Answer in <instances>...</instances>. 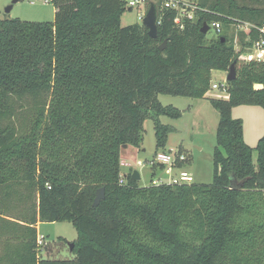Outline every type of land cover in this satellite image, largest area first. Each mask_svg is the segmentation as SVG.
I'll return each mask as SVG.
<instances>
[{
	"label": "trees",
	"instance_id": "1",
	"mask_svg": "<svg viewBox=\"0 0 264 264\" xmlns=\"http://www.w3.org/2000/svg\"><path fill=\"white\" fill-rule=\"evenodd\" d=\"M52 2L51 23L0 19V222L72 223L75 258L39 259L31 229L29 255L0 264H264V136L251 148L232 116L264 109V60L240 59L264 38V0H197L184 28L175 10L150 2L157 39L121 25L132 10L124 0ZM204 23L221 34L208 41ZM244 24L236 50L228 31ZM233 63L228 97L211 99L220 116L213 182L154 184L162 165L147 186L132 170L121 176V151L141 146L147 117L157 148L166 146L171 128L159 117L179 112L158 95L203 99L212 73Z\"/></svg>",
	"mask_w": 264,
	"mask_h": 264
},
{
	"label": "rangeland",
	"instance_id": "2",
	"mask_svg": "<svg viewBox=\"0 0 264 264\" xmlns=\"http://www.w3.org/2000/svg\"><path fill=\"white\" fill-rule=\"evenodd\" d=\"M14 0H0V19H19L26 22L51 23L55 19V5L52 0H20L14 5L10 13L5 10ZM189 4L192 20L194 19L193 8L197 0H181ZM156 0H145L144 6L126 10L122 17L123 27L142 25L139 16L147 11V5ZM128 9V8H127ZM249 25L231 27L228 35L234 38L236 50L240 49V37L242 32H247ZM218 35L210 29L207 40H214ZM228 72L214 71L212 73L211 88L203 99H194L186 96L158 95L159 102L164 107L175 108L179 112L178 118L163 115L160 122L171 128L165 148H157L155 125L152 118L147 117L143 122V141L140 147L130 145L122 149L121 160H125L130 166L121 167V176L124 172H138L141 176L140 184L150 185L152 182L153 167L151 162L160 152L176 153L179 150L188 158L184 169L193 181L201 184H211L214 177L213 153L216 147V132L219 123V113L211 104V99L227 98L222 87L214 89L213 85H226ZM234 119H241L244 123L245 142L251 148H255L258 141L264 136V109L259 106H239L233 109ZM256 158V153L254 154ZM161 171V170H160ZM159 180L165 182L168 176L160 172ZM41 238L43 243L50 246L53 255L43 259L72 260L74 253L69 244L77 239V231L72 223H45L42 227ZM44 251V249H43ZM42 251V252H43Z\"/></svg>",
	"mask_w": 264,
	"mask_h": 264
},
{
	"label": "built area",
	"instance_id": "3",
	"mask_svg": "<svg viewBox=\"0 0 264 264\" xmlns=\"http://www.w3.org/2000/svg\"><path fill=\"white\" fill-rule=\"evenodd\" d=\"M127 4V8L133 9L135 7L144 6L145 0H124ZM189 4L186 2H183L181 0H161V8L162 9H169V10H175L177 12V16L175 19V24L179 26L180 28H184V20H192V16L190 12L187 10V7ZM189 7V6H188ZM147 11H144L139 16V20L143 21ZM158 24H159V17H158ZM210 29L213 30L217 35L221 34V26L219 23H213L210 26ZM240 59L245 61H263L264 60V38L254 43L253 47L248 50L247 52L241 54ZM214 89H219L222 87V91L227 95L228 97V86L227 84L218 86L213 85ZM187 157L180 153L179 151L176 153L171 152H160L156 155V157L153 158V161L151 162V166L155 165H162L165 166L164 173L168 176V180L166 181L167 184L172 185H179L183 183H192L193 178L192 176L186 172L185 170H178V174H175V169H178L177 163L183 162L186 163ZM125 166V164H124ZM121 184H124V181H120ZM165 182H162V180H155L154 184H164ZM43 245L42 240L39 241L38 247H41Z\"/></svg>",
	"mask_w": 264,
	"mask_h": 264
},
{
	"label": "crops",
	"instance_id": "4",
	"mask_svg": "<svg viewBox=\"0 0 264 264\" xmlns=\"http://www.w3.org/2000/svg\"><path fill=\"white\" fill-rule=\"evenodd\" d=\"M128 148V146L126 147ZM183 154V153H182ZM122 155V151H121ZM188 160V158H187ZM121 164L124 166H130L125 160H121ZM187 166V163L182 165L181 167H178V169H175V174H178V170H184ZM154 172V171H153ZM152 172V174H153ZM160 169L156 170L155 172V178L154 180H159L162 177H160ZM128 173L124 172V176H126ZM6 220H10L12 222H16L18 225H10L9 223H1L0 222V228L2 227L4 230L1 231L0 233V258L2 259L3 257L10 256L11 258H15V260H20L21 256L29 255V247L28 245L31 244V238H32V233L31 229L36 230L37 234V256L39 259H43V255H46L47 257L52 256L53 250L50 246L46 245L43 243L41 247H38L39 241L42 240L41 238V233H42V227L44 226L45 223H42L38 221L35 225H30L28 223L22 222V221H17L14 218L15 217H9V216H2ZM8 231V233H6ZM10 234V236L8 235ZM44 249V251H43ZM43 251V252H42Z\"/></svg>",
	"mask_w": 264,
	"mask_h": 264
},
{
	"label": "water",
	"instance_id": "5",
	"mask_svg": "<svg viewBox=\"0 0 264 264\" xmlns=\"http://www.w3.org/2000/svg\"><path fill=\"white\" fill-rule=\"evenodd\" d=\"M19 1L20 0H14L13 3L5 10V12L10 13L14 5L17 4ZM0 15H1V11H0ZM142 23H143L142 25L148 30L149 36L152 39H157L158 37V11H157V7L154 4L150 6ZM201 31L205 35L208 34V32L210 31V26L207 23H204ZM166 43L167 42H164L163 45L160 46L159 49L161 51L165 49ZM236 78H237L236 63H233L228 71L226 80L228 82H231V81H234ZM126 147L127 146L124 145V148ZM132 178L135 181L141 180V176L138 172H133ZM104 198H105V189L101 188L97 191V195L94 201V207H97L100 204V202L104 200ZM69 247H70V250L73 251L74 245L70 244Z\"/></svg>",
	"mask_w": 264,
	"mask_h": 264
}]
</instances>
